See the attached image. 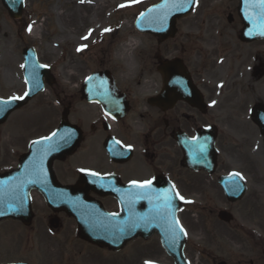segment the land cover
<instances>
[{"label": "flooded vegetation", "instance_id": "1", "mask_svg": "<svg viewBox=\"0 0 264 264\" xmlns=\"http://www.w3.org/2000/svg\"><path fill=\"white\" fill-rule=\"evenodd\" d=\"M226 18L233 33V47L224 48L222 43H216L221 52L211 54L214 60L208 54L200 56L203 63L198 62L193 69L184 62L189 77L175 79L170 75L167 86L159 69L167 57L158 59L159 80L152 85H145L137 75L124 79L122 68L116 72L97 60L91 63L96 67H85L81 77L71 72L69 95L49 66L53 84L47 85L32 101L54 88L52 100L58 108L54 107L52 112H56L57 119L42 122V117L38 116L29 122L30 132L37 134L26 138L25 150L17 163H14L13 152L3 148L0 142V175L14 171L21 155L28 152L34 140L51 136L64 122H69L81 139L70 155L53 164L59 186L66 189L65 197L55 186L49 191H30L31 217L23 220L0 217V264L29 263L32 252L38 259L42 255L48 264H122V251L132 246L164 253L174 264L163 247L160 231L148 239L138 237L130 241L123 250L100 246L84 237L94 228L122 235V229H117L122 224L141 227L134 219L145 214L148 198L167 203L170 188L179 201L177 218L183 229L187 260H194L189 255L192 248L194 251L202 248L203 255L207 246H203L204 242L218 241L222 236L240 250L233 252L230 259L213 257L210 262L264 264V222L259 229H240L243 237L225 228L235 221L230 206L242 202L250 187L261 192L259 197H253L258 203L251 204L249 216L258 213L264 218V163L257 164L259 158L264 162V15L251 16L249 29H245L238 7L227 13ZM219 34L221 36L222 32ZM213 44L210 40L209 45ZM30 46L23 38L20 47L14 46L22 67L25 50ZM34 48L39 54L38 48ZM21 81L26 91L23 75ZM64 111L67 117L63 116ZM26 130L27 127L24 133ZM201 136L205 140L214 138L217 159L212 173L194 170L188 165V151L191 148L196 151ZM12 137L11 147L14 148L18 136ZM236 173L248 191L243 199L232 202L225 193L224 183ZM145 180L152 181L146 189L131 183ZM194 184L213 188L215 199L228 205L224 209L233 215L231 222L218 219L219 230L203 229V243L198 244L190 240L195 230L191 229L192 219L187 208L191 195L203 198L204 190L191 192ZM54 192L60 199L73 201L71 208L75 215L48 204L46 195ZM83 194V201L78 202ZM181 196L184 199H180ZM169 225L168 221L157 223L158 230L173 233V227L167 228ZM178 231L175 229L176 233ZM43 237L55 245L47 243ZM53 255L60 260L53 263L50 260Z\"/></svg>", "mask_w": 264, "mask_h": 264}, {"label": "rangeland", "instance_id": "2", "mask_svg": "<svg viewBox=\"0 0 264 264\" xmlns=\"http://www.w3.org/2000/svg\"><path fill=\"white\" fill-rule=\"evenodd\" d=\"M159 1L161 0H26L25 12L20 21L8 16L0 0V97L4 99L19 97L24 92L25 88L22 87L21 81V58L18 50L14 49V46H21L22 38L27 45L38 48L40 61L48 63V66L54 69L59 84L68 95L72 91V78L69 73L74 71L77 77H81L85 67L91 69L96 67L91 63L97 60L110 65L116 72L122 68L124 79L126 76L137 75L145 85H152L157 84L159 80L156 72L159 58L167 57L169 60L181 58L193 69L198 62L203 63L200 56L208 54L211 57L212 53L220 51L221 47L216 43H222L224 48L233 47L231 38L233 33L226 23V17L227 13L237 8V0H198L192 14L178 21L176 37L161 44L157 38L135 29V21L139 14ZM86 5L93 8L89 9ZM93 9L96 14L98 13L97 21ZM82 20H85L86 25L92 29L87 36H83L81 31L77 30V25ZM36 29L39 30L38 33H34ZM132 39L138 41L139 46L131 52L134 66L130 68L125 57L129 51L123 45L129 44ZM210 40L213 45H209ZM84 45L86 47H82ZM210 59L214 60V57ZM53 91L54 88H50L41 97L28 102V106L15 112L7 123L0 126V142L3 148L13 152L14 163H17L19 155L25 150L26 138L37 134L30 132L32 125H28L29 122L38 116L42 117L40 119L42 122H51L50 118L57 119L56 112H52L54 107L58 108L52 100ZM60 110L59 113L62 114L63 110ZM25 127L28 130L24 133ZM12 136H18L17 146L14 148L11 147ZM263 163L259 158L257 164ZM205 186L196 184L191 188V192L195 193L204 190V197L192 194L187 208L192 219L191 229L196 231L191 232L190 240L196 244L200 241L203 243V229L209 232L220 229L217 214L220 209L229 207L215 199L213 188ZM260 192V189L250 187L242 202L230 206L235 221L225 226L227 230L243 237L240 229L262 228L264 218L260 217L261 215L258 216L256 213L249 216V208L255 202L253 197H259ZM220 237L218 241L204 242L203 246H207L203 255L202 248L197 251L192 248L189 255L194 258V260L191 258L194 262L191 260V263L213 264L209 261L213 257L230 259L233 252L237 253L240 250L225 237ZM43 238L47 243L55 245V242H48L46 237ZM50 260L56 263L60 259L53 255ZM30 261L33 264L49 263L42 255L38 259L35 252H32ZM151 261L170 264L164 253L156 254L147 248L132 246L122 252V264H147Z\"/></svg>", "mask_w": 264, "mask_h": 264}, {"label": "water", "instance_id": "3", "mask_svg": "<svg viewBox=\"0 0 264 264\" xmlns=\"http://www.w3.org/2000/svg\"><path fill=\"white\" fill-rule=\"evenodd\" d=\"M195 1L196 0H164L162 3L143 13V15L137 20L136 27L139 31L156 35L161 40L173 37L176 33V20L190 13L195 5ZM239 1L240 12L248 24V15L261 8L259 0ZM2 4L8 10V13L12 18H20L22 16L24 0H2ZM183 68L181 62L175 60L174 62L167 64L163 69H160L164 73L165 84H168L167 81L170 75L175 79L185 76ZM25 75L30 84V92L26 99L22 101L0 99V101L7 102L0 103V124L6 121L13 110L21 107L25 101L38 93L42 87V76H49L47 69L38 64L35 55H29L26 57ZM61 130L49 140L36 141L31 147V152L21 159L20 168L11 175L7 174L0 177V206L6 208V213L3 215L22 218L25 215L24 213L29 211V190L32 189L33 186L40 189H46L43 184L38 183L39 178L34 176H38L46 170L48 178H51L52 162L55 159L63 157L65 154L71 153L73 147L77 145V138H73L72 135H65L63 134L64 130ZM204 141V139H201L197 151L192 150L189 152L190 166L197 169L205 168L212 171L216 164L213 143L211 140H207L206 143H204ZM29 175H32L33 177L27 179ZM84 191L86 192L87 189H84ZM226 191L228 196L235 200L242 196L244 187L233 184L228 187L226 186ZM53 198L54 197L51 199L52 201L55 199ZM53 204H55V201ZM58 204L66 207L68 203L67 201H63ZM177 208V203H171L166 208L161 204L156 205L153 203V209L150 210V218L145 216L142 220H161L162 215L160 214L172 213V221L177 222ZM220 217L224 220H230L224 212L220 213ZM123 227L124 226L122 225V237L113 233L94 232L89 238L100 245H109L112 247H117L122 241V247H124L130 239L135 238L137 235L133 234L135 228L130 233L128 231L125 232ZM142 228L149 230V233H152L156 229L153 224L147 226L144 225ZM144 237L148 236L144 235ZM172 238V235L163 236L164 246L167 252L174 258L176 264H187L183 257L182 246L178 245Z\"/></svg>", "mask_w": 264, "mask_h": 264}, {"label": "bare ground", "instance_id": "4", "mask_svg": "<svg viewBox=\"0 0 264 264\" xmlns=\"http://www.w3.org/2000/svg\"><path fill=\"white\" fill-rule=\"evenodd\" d=\"M86 7H88L89 9H92L93 7L91 6V5H86ZM93 13L95 14L94 16L96 17V15L98 14H96V11L94 12V9H93ZM95 20L97 21V17L95 18ZM95 21V22H96ZM87 24V22L85 21V20H82L78 25H77V30L78 31H81V33H82V35L83 36H87L90 32H91V28H90V26H87L86 25ZM39 32V30L38 29H36L35 31H34V33H38ZM77 33V32H76ZM124 46V48L126 49V50H128L129 52H128V55H126L125 57H126V59L128 60V66L131 68L132 67V65L134 66V60H133V57L131 56V49H134V48H137L138 46H139V42L138 41H136V40H134V39H132L130 42H129V44H124L123 45ZM70 75H73L72 73H69V76Z\"/></svg>", "mask_w": 264, "mask_h": 264}, {"label": "snow or ice", "instance_id": "5", "mask_svg": "<svg viewBox=\"0 0 264 264\" xmlns=\"http://www.w3.org/2000/svg\"><path fill=\"white\" fill-rule=\"evenodd\" d=\"M259 4H260V7L262 8V10H264V0H259ZM143 15V14H142ZM105 31H109V29H105ZM87 37H85L86 39ZM82 47H86V45L82 46ZM79 50V49H78ZM43 67H47L46 65H44ZM25 96L28 95L27 92H25L24 94ZM11 100H16V99H24V96H20V97H11L10 98ZM0 103H7V102H3V101H0ZM56 133H52V136H55ZM42 140H49L51 139V137H42L41 138ZM130 147V146H129ZM83 171V170H82ZM93 175H99L98 173H92ZM235 175L239 176V173H236ZM133 185H136L137 187L141 188V189H146V188H149L152 184V181L151 180H145L143 182H138V181H132L131 182ZM177 195H179V193H177ZM180 199H184L182 196L180 197ZM178 223V221L176 222ZM173 239H175V229L173 228ZM180 231H183V229L181 228ZM186 235V233H185Z\"/></svg>", "mask_w": 264, "mask_h": 264}]
</instances>
